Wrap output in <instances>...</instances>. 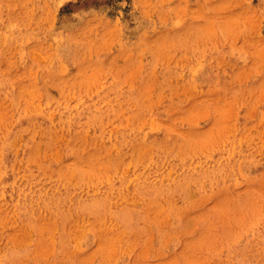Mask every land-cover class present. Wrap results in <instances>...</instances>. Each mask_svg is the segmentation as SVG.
Instances as JSON below:
<instances>
[{"label":"rangeland","instance_id":"374dc122","mask_svg":"<svg viewBox=\"0 0 264 264\" xmlns=\"http://www.w3.org/2000/svg\"><path fill=\"white\" fill-rule=\"evenodd\" d=\"M0 264H264V0H0Z\"/></svg>","mask_w":264,"mask_h":264}]
</instances>
